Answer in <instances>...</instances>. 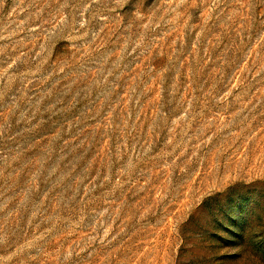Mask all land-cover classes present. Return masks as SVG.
Wrapping results in <instances>:
<instances>
[{"label":"rangeland","instance_id":"374dc122","mask_svg":"<svg viewBox=\"0 0 264 264\" xmlns=\"http://www.w3.org/2000/svg\"><path fill=\"white\" fill-rule=\"evenodd\" d=\"M0 264H264V0H0Z\"/></svg>","mask_w":264,"mask_h":264}]
</instances>
